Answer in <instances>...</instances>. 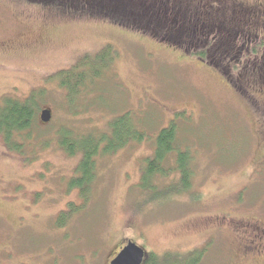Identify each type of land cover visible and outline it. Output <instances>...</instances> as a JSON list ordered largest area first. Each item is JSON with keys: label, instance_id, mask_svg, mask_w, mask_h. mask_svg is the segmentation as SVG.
<instances>
[{"label": "rangeland", "instance_id": "obj_1", "mask_svg": "<svg viewBox=\"0 0 264 264\" xmlns=\"http://www.w3.org/2000/svg\"><path fill=\"white\" fill-rule=\"evenodd\" d=\"M242 1L264 6V0ZM64 3L0 0V102L35 94L38 106L21 153L6 151L0 138V264H109L128 241L148 255L168 257L162 264H177L174 257L195 251L203 253L198 264H264L236 252L240 240L232 228L264 224V138L258 135L264 109L251 106L232 83L243 68L248 76L263 68L264 80V38L242 62L245 52L233 38L226 41L229 51L221 52L228 60H201L190 54L201 38L173 43ZM186 3L189 14L214 4ZM107 46L115 53L110 70L69 103L52 77ZM44 109L51 119L42 124ZM124 114L145 140L98 155L83 200L69 184L79 155L66 156L58 132L107 134L108 123ZM173 120L192 154L191 189L168 194L178 183L171 175L155 181L157 190L144 191L141 164L157 132ZM61 213L68 217L57 225Z\"/></svg>", "mask_w": 264, "mask_h": 264}, {"label": "trees", "instance_id": "obj_2", "mask_svg": "<svg viewBox=\"0 0 264 264\" xmlns=\"http://www.w3.org/2000/svg\"><path fill=\"white\" fill-rule=\"evenodd\" d=\"M32 1L38 4L65 2L64 4H69L72 7L85 6L88 8L86 14L92 18H102L117 25L148 31L157 36L162 35V38L173 43L185 44L186 42L187 45H191L192 39L198 40V37L202 39L203 44L196 51H191L190 54L198 56L201 60L208 57L216 58L217 61L220 57L228 60V56L221 55V52L229 51L227 50L229 45H226L228 44L226 41L233 37L232 33L229 32L230 34H228L219 28L210 11L196 10L195 13L189 14L187 10L189 3H186V0ZM199 12L206 14L199 15ZM192 24L194 26L190 29ZM191 30L194 33H191ZM221 36L226 39L221 41ZM198 41L200 42V40ZM205 43L207 44L205 45ZM241 51L245 53L240 55V60L244 58V55L250 56L252 51L257 50ZM239 53L241 52L239 51ZM114 54L112 47L107 46L98 51L92 59L86 55L72 68L57 72L52 79L58 82L59 87L68 93V102L73 103L80 91L86 89L87 83H91V85L97 83L99 79L104 77L105 72L110 70ZM227 71L229 72L228 69ZM238 74L242 73L239 72ZM222 75L227 76L223 73ZM37 111L35 94L22 100V102L12 98L2 99L0 102V138L3 140L6 151L19 154L23 151L24 145L30 142V136L37 120ZM128 121L129 125L127 124ZM108 124V133L96 136H79L77 138L72 136L68 129H62L58 132V146L66 156L79 155V162L74 169L76 176L70 179L69 184L70 188L76 189L80 193L79 196L83 200L88 196L98 155H113V153L124 149L129 143L139 144L145 140V134L137 129V124L132 125L128 114L112 119ZM178 129L176 121L173 120L167 127L157 132L154 150L151 156L141 164L139 187L144 191L156 189V180L168 179L171 175H176L178 183L170 185L167 190L168 194L175 195L181 190L191 189L192 172L190 164L192 154L189 152L190 149L182 143ZM168 161L173 166L170 164L168 166ZM67 217L66 213H61L57 225H60ZM147 256L145 264H162L169 259L168 257L160 259L152 254H147ZM202 257V252L195 251L188 255L176 256L173 259L178 261L177 264H198Z\"/></svg>", "mask_w": 264, "mask_h": 264}, {"label": "flooded vegetation", "instance_id": "obj_3", "mask_svg": "<svg viewBox=\"0 0 264 264\" xmlns=\"http://www.w3.org/2000/svg\"><path fill=\"white\" fill-rule=\"evenodd\" d=\"M212 2L214 4L208 5L207 3L205 5L210 9L206 7L202 10L205 12L210 11L217 26L228 34L232 33L233 40L239 41L238 51L245 50L248 52L254 50L255 47L253 45L256 41H259V36L264 38L263 4L257 2L248 5L242 0H212ZM201 14L205 15L206 13L199 12V15ZM242 60L239 62H242ZM262 60H264V57ZM243 70L242 74L234 76L235 78H233L232 83L237 86L236 90L239 91L241 96H247L250 100L249 104L256 107V110L262 113L264 109V107H261L262 105L264 106V80H261V77H259V72L263 68H259L258 74L253 73L251 76L243 74ZM231 72L232 70H230ZM227 81L229 84L231 83L229 80ZM258 135L264 138V126L262 124H259ZM232 228L236 230L235 234H237V238L240 240L236 252L241 253L246 260L264 262V224L252 221L247 223L240 222L233 225ZM139 247L144 252L141 264H145L148 257L147 252L142 246Z\"/></svg>", "mask_w": 264, "mask_h": 264}, {"label": "water", "instance_id": "obj_4", "mask_svg": "<svg viewBox=\"0 0 264 264\" xmlns=\"http://www.w3.org/2000/svg\"><path fill=\"white\" fill-rule=\"evenodd\" d=\"M51 119L50 111L47 109L39 113V120L42 124L48 123ZM143 249L128 241L126 246L121 249L116 258L110 264H141L144 258Z\"/></svg>", "mask_w": 264, "mask_h": 264}]
</instances>
